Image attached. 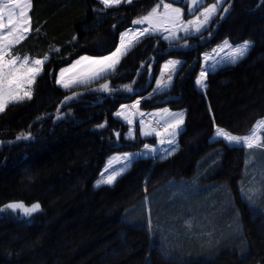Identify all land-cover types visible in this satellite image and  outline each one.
I'll use <instances>...</instances> for the list:
<instances>
[{
    "label": "trees",
    "instance_id": "16d2710c",
    "mask_svg": "<svg viewBox=\"0 0 264 264\" xmlns=\"http://www.w3.org/2000/svg\"><path fill=\"white\" fill-rule=\"evenodd\" d=\"M158 2L133 0L130 5L104 8L99 0H33L32 26L40 32L33 31L14 54L47 55L49 60L33 99L10 105L0 114V264H264V216L250 211L241 196L246 181L257 172L247 169V149L230 151L213 142L215 125L244 135L264 120V0H227L223 8L228 12L222 8L212 21L211 36L205 32L203 41L187 40L191 47L179 54L166 52L169 45L162 39L157 43L156 37L144 38L110 79L113 88L132 84L138 95L117 92L110 97L81 88L76 100L63 104L71 93L56 85L58 71L81 56L114 51L119 34ZM225 40L232 45L248 40L252 47L235 66L210 70L202 93L195 79L204 67L203 54L223 47ZM219 55H228L227 49ZM172 59L184 61L183 69L176 72L169 91L158 93L156 81L164 63ZM169 97L178 99L161 103ZM136 99L146 114L164 108L186 112L176 139L179 150L166 159L142 158L114 185L95 187L106 166L120 168L123 154L143 151L144 142L158 149L168 147L140 134L139 116L136 139L126 138L129 126L115 112ZM57 109L63 119L55 118ZM105 121L106 127H97ZM29 132L31 140L15 139ZM221 151L222 164H214ZM259 159L260 168L264 155ZM179 195L181 203H190L193 196L217 205L236 203L232 207L239 223L232 224L221 204L220 215L214 206L212 217L219 222L208 218L211 226L206 232L211 237L191 245L184 222L192 217L181 220L167 205ZM13 202H38L41 210L25 216L22 209L5 208ZM149 222L154 234L160 230L154 244ZM196 224L205 222L199 218L191 225ZM228 225L235 234L226 233ZM167 229L176 234L174 238Z\"/></svg>",
    "mask_w": 264,
    "mask_h": 264
},
{
    "label": "snow or ice",
    "instance_id": "6c2138e0",
    "mask_svg": "<svg viewBox=\"0 0 264 264\" xmlns=\"http://www.w3.org/2000/svg\"><path fill=\"white\" fill-rule=\"evenodd\" d=\"M133 0H99L104 8L119 7L121 4H132ZM175 2V0H174ZM189 3V16L185 19L184 9L174 7L172 2L166 3L159 0L146 14H141L133 19V25H146L141 29L129 28L119 34V45L114 51L108 54L101 53L99 56L84 55L76 59L69 67H62L55 82L71 94L66 95L63 104H69L76 100L81 93V88H91L94 93H108L110 97L115 93L128 94L134 97L138 93L133 89L132 84H125L113 88L110 85L111 77L117 74V68L121 60L141 41L144 37H156L168 42L169 54L175 52L179 54L191 46L187 44L189 39L203 41L207 32L211 36L209 26L216 16L218 4L213 2L210 6L203 2L198 4V0H184ZM33 0H0V114L5 113L10 105L23 104L33 99L35 85L44 73V67L48 63L47 55L42 58H31L27 55L14 54L17 48L29 35L35 31L40 32V28L33 29L31 12ZM202 9V10H201ZM228 12V7L223 8V13ZM223 15L219 19H223ZM182 34V35H181ZM76 37H73L75 40ZM175 46V47H174ZM252 47V42L245 40L239 45H232L230 41H223V47L217 46L211 52L203 54L204 67L200 69L199 76L195 79V85L206 93L207 78L209 71H216L224 67L235 66L248 55ZM227 49L228 55L220 56L219 53ZM59 52V48L53 49ZM153 62H155L153 58ZM185 62L172 59L163 65L161 78L156 81L157 92L163 93L171 89L173 77L177 71L183 69ZM143 67V64H141ZM151 74V67L148 69ZM134 83V81L132 82ZM98 84V87L93 85ZM140 100L136 99L133 104L122 103L120 109L115 112V116L129 126L127 139H136V117H140V134L143 137L153 136L157 138L161 146L167 144V149H158L147 142L143 143V151L138 153H124L121 157L122 166L120 168H110L106 166L100 173L101 180L97 181L95 187L104 185L112 186L117 180L139 162L142 158L166 159L174 155L179 150L176 142L177 136L183 131L186 112H171L169 109H161L158 113L146 114L140 110ZM210 110V109H209ZM145 116L148 118L145 119ZM56 119H63L57 109ZM213 121L215 118L213 117ZM107 126V121L97 125L98 128ZM259 130V132L257 131ZM116 140L120 139V132H115ZM20 140H31V133H21L15 138ZM214 143H223L224 147L230 151L236 150H264V120L257 121L249 133L244 135L233 134L225 128L214 126ZM163 152V154H161ZM252 190L245 194L243 189L241 195L246 203H252ZM6 209L17 211L22 209L25 216H32L41 210V205L33 203L25 205L23 202H13L5 205ZM149 222V227H150ZM189 226H191L189 224ZM166 258V257H165Z\"/></svg>",
    "mask_w": 264,
    "mask_h": 264
},
{
    "label": "rangeland",
    "instance_id": "374dc122",
    "mask_svg": "<svg viewBox=\"0 0 264 264\" xmlns=\"http://www.w3.org/2000/svg\"><path fill=\"white\" fill-rule=\"evenodd\" d=\"M226 1L227 0H215V2L218 4V11L216 13V16L213 18V20L217 17V15L219 14L220 10L223 8V6L226 3ZM210 5H208V6H210ZM174 7H178V6H174ZM184 15H185V11H184ZM185 19H188L186 17V15H185ZM142 27H147V26L146 25H144V26L133 25L132 28L141 29ZM144 38H146V37H144ZM144 38H142L141 41ZM165 42H167V41H165ZM57 77H58V73H57ZM56 85L59 87V85L57 83H56ZM246 154L249 155V159H246L247 169H249V168L251 169L252 168V169L256 170L255 173L257 172V174L253 175L251 180H247L246 181L245 185L247 187L244 185V182H242L241 186H242V188L245 186L243 191H244V193L246 195L249 194V189L252 190V194H251L252 203L251 204L247 203V206L250 209V211H252L256 215L264 216V203H263V201H264V166H262V167L260 166V168L258 167L259 166L258 165V163H259L258 161L260 160L259 156L264 155V150H261V149L247 150ZM215 155H217V154H215ZM220 155L222 157L221 158L218 157L217 160L214 161V164H220V163L222 164V158H223V152L222 151H221V153H219V156ZM256 165H257V167H256ZM252 180H254V181L252 182ZM174 198H176V199H173V201L171 203H167L169 209L175 208L176 209V213L181 218V220H185V218H187L188 216H191L193 218V219L191 218L190 220H186L184 222V229L186 227V230H188L187 232L189 233V235H191V238H193V239L190 240V241H192L191 245H197V244L200 243V240H205V239H208V238L211 237L210 233L208 231L206 232V229L211 226V223H210L208 218L212 217V215L214 214V211L216 210V208H217V211H218L217 214L220 215V213L222 211L221 212L219 211V207L221 205L225 209L227 217L228 216L231 217L230 220H232V222H233L232 224L236 225V224L239 223L237 217H235V211L233 210V207H232V205H234V207H235L236 203H232V204L231 203H220L221 205L220 204L217 205V203H214V204L213 203H206V202H204L205 198L203 196H201V197L193 196V197H191V200L189 201L190 203H181V201H178L177 199H183L182 195L175 196ZM242 199L244 200L243 197H242ZM144 200H145V202H144L145 208H146V210L149 211L150 210V208H149L150 200L148 199V197H146ZM214 206L216 208H214ZM148 213H150V212H148ZM238 215H239V218H240V214H238ZM215 217H212V218H213L214 222L217 224L219 222L218 221V217H216V218ZM199 218H201L205 222V224H203V225L200 224V226H199V224H196L195 228L192 227L191 224L194 223ZM224 220H225L224 217H222V220L220 221V224H222L224 222ZM206 221H207V223H206ZM214 222H213V226H214ZM189 224L191 226H189ZM150 225H151L150 226V234H151V237L153 239V244H154L155 238H153V237H155V234H158V236H159L160 230L158 232L156 231V233L154 234V225L153 224H150ZM196 228L200 229V233H197V229ZM202 228H204V229L202 230ZM167 232H169L168 234H170V236H172L173 238L176 235L175 233H173L169 229H167ZM161 233H163V231ZM226 233L235 234L233 232V230H232V226L231 225L230 226L228 225V228L226 229ZM178 242L174 244V247L178 244ZM166 245L168 246V244H166ZM240 248L241 247H239L237 249V251L239 253H240Z\"/></svg>",
    "mask_w": 264,
    "mask_h": 264
},
{
    "label": "water",
    "instance_id": "95a60500",
    "mask_svg": "<svg viewBox=\"0 0 264 264\" xmlns=\"http://www.w3.org/2000/svg\"><path fill=\"white\" fill-rule=\"evenodd\" d=\"M168 2H172L173 5L181 6V8H183L185 10V14H186L187 18H191L189 16V11H188L189 7H191V5L189 3H185L184 0H175V2H174V0H167V3ZM201 2H203L206 5H209L210 0H198V4ZM177 99H178L177 97H169V98L163 100L161 103L165 104V103H169L171 101H176Z\"/></svg>",
    "mask_w": 264,
    "mask_h": 264
},
{
    "label": "crops",
    "instance_id": "0c3cea01",
    "mask_svg": "<svg viewBox=\"0 0 264 264\" xmlns=\"http://www.w3.org/2000/svg\"><path fill=\"white\" fill-rule=\"evenodd\" d=\"M29 36H30V35H29ZM74 62H75V61H74ZM74 62H73V63H74ZM69 66H70V65H69ZM69 66H67V67H69ZM58 74H59V72H58ZM59 87H60V86H59ZM62 89H63V88H62Z\"/></svg>",
    "mask_w": 264,
    "mask_h": 264
}]
</instances>
